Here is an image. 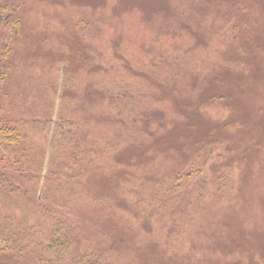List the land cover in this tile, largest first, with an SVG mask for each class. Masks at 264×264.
<instances>
[{"label":"trees","instance_id":"trees-1","mask_svg":"<svg viewBox=\"0 0 264 264\" xmlns=\"http://www.w3.org/2000/svg\"><path fill=\"white\" fill-rule=\"evenodd\" d=\"M26 2L0 0V80L15 63L10 60L9 51L26 37L21 18ZM192 2L193 7H188L190 15L196 16L195 22L198 19L201 25V4L205 0ZM166 5L163 26L196 40L190 24L183 25L182 17L171 16L167 11L173 5L171 1ZM71 21L68 18L67 22ZM228 36L234 38L231 32ZM198 41L197 45L202 47L203 41ZM68 49L63 44L59 52L63 51V57L72 63L73 58L66 56ZM146 57L137 70L123 67L129 76L127 82L107 76L108 60L100 57L98 66L90 69L94 56L84 57L78 88L82 94L68 93L67 96L62 91L53 127L51 116L47 120H31L42 141L34 148L30 142L20 151L16 148L21 139L30 141L32 137L28 120L14 116L0 119V164L8 168L7 173L0 171V264H136L130 254L133 247L143 264H190L196 259L202 264L208 252L215 250L210 249V243L213 244L216 231H220L224 210L232 214L239 201L245 175L234 159L235 146L239 143L235 135L228 149L221 150L220 146L218 152L212 146L218 139L224 143L221 128L229 120L214 118L208 108L219 99L229 103L231 98H238L237 90L223 91L218 74H232L238 89L241 83L236 79L237 72L243 68H219L218 59L195 65L199 68L195 75L199 76L187 95L194 98L192 116L188 118L184 108L180 113L175 105L168 107L166 99L159 94L162 86L170 89L177 85L175 59L163 50L158 54L157 49L148 52ZM202 77L204 83L200 81ZM72 78L68 88L76 84L74 72ZM142 87L149 89L145 91ZM180 91L179 95H185ZM201 97L204 103L200 104L196 101ZM50 99L43 105L45 114L52 112ZM65 99L66 104L83 111L81 133L77 129L80 122L65 117ZM236 112L234 109L231 117ZM194 121L198 122L197 129L201 132L184 134L186 129L196 126ZM25 124L29 125V130H24L29 136L23 133ZM206 142L212 143L201 154L197 143ZM247 142L243 154L254 147L250 144L252 139ZM194 144L197 147H191ZM32 149L38 160L44 150L48 152L40 196L37 194L39 174L16 167L24 152L29 154ZM14 151L19 157H8ZM109 152L114 156L106 160L105 153ZM111 161L121 166L113 176L127 186L121 187L123 192L118 190L119 196L107 199L101 194L95 195L97 189L89 190L84 178L93 171L104 170V165ZM129 195L136 197L133 204ZM122 199L126 207L120 205ZM81 211H84L83 217ZM89 211H96L98 215L90 217ZM72 214L78 215V223ZM114 230L118 235L113 234ZM260 255L264 257V252Z\"/></svg>","mask_w":264,"mask_h":264},{"label":"rangeland","instance_id":"rangeland-1","mask_svg":"<svg viewBox=\"0 0 264 264\" xmlns=\"http://www.w3.org/2000/svg\"><path fill=\"white\" fill-rule=\"evenodd\" d=\"M26 1L27 5L23 7L21 13L22 28L26 37L16 46L13 45V49L9 51L10 60L13 59L15 63L0 80V119L12 116L19 119L24 117L31 125L32 130H29L28 124L24 125L23 131L29 130L32 137L30 141L21 139L16 147L19 151L26 144L28 145V142L33 148L36 144H42L40 132H36L35 127H32L35 124L31 120L35 118L47 120L48 116H51L53 127L63 92H67V96L68 93L72 96L82 94L78 88H80V76L83 75L84 57L94 56L90 62V69L98 66L96 62L101 61L100 57L108 60L107 76L111 79L116 77V81L120 79L126 81L129 76L126 75L123 67L137 70L142 66L145 58L148 59L146 57L148 52H152L153 49H157L158 54L161 50L165 51L175 59L174 65H177V68L174 72L177 74L175 78L177 85L170 89L162 86L159 94L166 99L168 107L169 104L175 105L180 113L185 109L188 118L192 116L191 106L194 98L191 99L187 95L191 85L195 84L194 79L199 76L195 75V71L199 70L195 65L199 63L202 65L207 59H218V62L221 61L219 68H232L231 70L243 68V71L240 69L237 72L236 79L241 83L238 89L234 86L232 74L228 72L218 74L224 85L223 91L229 93L237 90L238 98L236 97V100L231 98L229 103L219 99L208 108L209 114L212 113L214 118L220 116L221 119L229 120L227 125L221 128V133L224 134L222 136L225 137L224 143L219 139L213 143H197L201 154L211 143L219 152L220 146L221 150L228 149L235 135L239 143L235 146L234 159L242 171L241 174L245 175L242 195L238 198L239 201L234 205V209L232 208V214L227 209L222 213L220 231H216L217 236L214 237L213 244L210 243V249L215 250L208 252L202 264H264V257L260 255L264 252V0H205L201 4L203 14L200 18L201 25L198 19L195 22L196 16L190 15L191 9L188 7L191 5L193 7L192 0H169L173 8L171 6L167 11H170V15L172 13L171 16L182 17L180 21L183 25L190 24L196 40L191 39L188 34L179 33L176 29L168 31L163 26L161 20L165 18L164 10L168 0ZM186 11L189 13L188 17ZM170 17H166V20L171 21ZM68 18L72 21L67 22ZM229 32L233 39L228 36ZM198 40L203 41L202 47L197 45ZM63 44L69 48L66 56L73 58L72 63L63 57V51L59 52ZM225 58L230 60L225 62ZM92 65L96 66L91 67ZM73 72L76 84L68 88V83L73 81ZM160 77H162L161 73ZM201 80L204 83L205 78L202 77ZM156 86L159 87V84L156 83ZM177 87H180L185 95L182 93L179 95L181 89L178 90ZM143 89L146 91L149 87ZM207 90L211 89L207 88ZM49 98L53 109L51 108V113L45 114L43 105ZM196 102L204 103V98H198ZM66 103L65 99V117L80 122L77 129L78 133H81L83 111L78 106ZM234 109L237 110L236 116L231 117ZM197 121H194L195 125ZM49 126L50 124L47 132ZM83 126L86 130V125ZM189 129H186L184 134L201 132L198 131L197 125ZM23 133L25 134V131ZM248 139H252L250 144L256 146V149L250 147L248 152L246 150L243 154ZM26 154L24 152V157H21L16 167L21 166L26 172L39 174L37 194L40 196L48 152L44 150L39 160L34 155L35 149ZM19 155L14 151L8 157L14 158ZM105 156L106 160H110L114 155L109 152L107 155L105 153ZM35 159L38 161L35 162ZM117 170H121V166H116L111 161L104 165V170L93 171L84 180H87L89 190L97 189L95 193L97 196L101 194L102 198L107 199L113 195L119 196L118 190L123 192L121 187L127 184L116 180L114 172ZM0 171L7 173V166L0 164ZM126 197L125 201L128 202ZM128 197L129 201L131 199V204L136 201L135 196ZM120 205H126L124 199L120 201ZM130 208L132 209L131 205ZM89 213L92 214L89 215L90 217L98 215L96 211ZM83 214L84 211H81L80 216ZM71 217L79 222L78 215L72 214ZM206 232L210 231L206 229ZM113 234L118 235L115 230ZM251 253L254 255L252 256ZM130 254L136 264H143L134 247ZM198 261L196 259V262L190 264H198Z\"/></svg>","mask_w":264,"mask_h":264}]
</instances>
